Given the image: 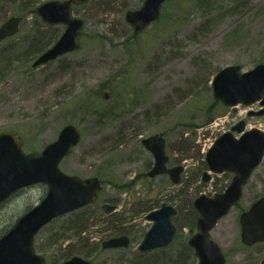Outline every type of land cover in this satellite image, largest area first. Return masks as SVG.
<instances>
[{"label": "rangeland", "instance_id": "obj_1", "mask_svg": "<svg viewBox=\"0 0 264 264\" xmlns=\"http://www.w3.org/2000/svg\"><path fill=\"white\" fill-rule=\"evenodd\" d=\"M46 1L0 0V25L21 17L19 32L0 43V133L18 134L24 153H32L55 141L64 126L73 125L81 140L59 169L83 179L98 177L102 191L84 210L44 226L35 237L37 251L49 262H60L71 251L92 264H196L192 251L184 262L178 260L195 232L197 213H192L190 199L193 207L195 197H212L231 179L224 173L201 181L205 151L240 120L246 129L264 131V115H246L259 110V103L224 107L211 91L216 70L239 65L244 72L264 64V0H168L161 18L135 37L124 15L144 0H88L73 9L84 21L80 49L32 67L52 46L32 56L28 51L35 36L47 43L64 31L62 25H45L32 12ZM191 132L196 136L193 147ZM159 134L166 139L167 166L184 167L178 184L166 175L146 177L153 158L141 140ZM45 193V185L35 184L0 203V236ZM263 195L264 159L250 178V203ZM151 199L157 206L176 207L177 233L170 246L140 256L137 247L151 224L145 220L148 212L133 217L130 212ZM248 200L247 184L241 200L210 232L226 264H259L264 259V242L247 248L240 241L238 218ZM103 204L116 206L114 217L130 238L127 248H101L111 236ZM87 215V232L73 237L68 228ZM64 236L69 249L63 251L60 244L56 249V239Z\"/></svg>", "mask_w": 264, "mask_h": 264}, {"label": "water", "instance_id": "obj_2", "mask_svg": "<svg viewBox=\"0 0 264 264\" xmlns=\"http://www.w3.org/2000/svg\"><path fill=\"white\" fill-rule=\"evenodd\" d=\"M88 0H49L37 6L35 13L46 25L65 27L56 42L42 52L32 67L42 66L60 56L80 49V33L84 21L73 16L72 6L83 5ZM167 0H144L140 8L127 10L125 22L132 28L133 36L157 21L163 3ZM21 17L12 16L0 25V43L17 34ZM214 101L225 107L238 104L250 106L259 102L261 109L249 111L247 116L264 115V64L242 71L239 65L221 68L211 80ZM81 140L80 131L73 125L64 126L55 141L40 152L24 153L22 139L16 133H0V203L20 189L35 184L46 186L45 196L29 211L18 217L13 226L0 236V264H43V257L36 254L34 238L40 229L53 219L81 209L97 200L102 185L98 177L83 179L67 175L59 169L63 158L70 155ZM141 144L153 158V166L147 177L168 175L173 184L180 181L183 166L168 168L169 160L165 140L161 136L143 138ZM264 158V131L257 128L246 130L244 120L235 123L221 134L206 151L204 162L207 171L201 175L209 182L211 174L231 173L232 179L222 193L213 197L199 195L193 200L198 217L196 232L187 245L194 250L196 264H226L221 248L210 239V231L242 197L243 189L254 170ZM114 205L104 204L102 210L110 213ZM177 209L165 203L149 212L145 220L151 223L137 251L141 254L170 246L177 227L173 217ZM240 240L245 246L264 241V196L250 205V210L239 216ZM129 238L119 236L101 243L102 249L127 248ZM61 264H92L80 256H72ZM261 264H264V259Z\"/></svg>", "mask_w": 264, "mask_h": 264}, {"label": "trees", "instance_id": "obj_3", "mask_svg": "<svg viewBox=\"0 0 264 264\" xmlns=\"http://www.w3.org/2000/svg\"><path fill=\"white\" fill-rule=\"evenodd\" d=\"M166 2H168V0L166 1ZM165 2V3H166ZM164 3V4H165ZM75 7H77V6H73L72 7V10L75 8ZM161 18V17H160ZM158 21V20H157ZM157 21H155V22H157ZM154 22V23H155ZM39 36L40 35H37V36H35V38H34V40L31 42V45H30V49H29V54H32V56H34V54L35 53H39L41 50H43V49H45V47H49L51 44H53L57 39L55 38V37H51V39L46 43H43L41 40H40V38H39ZM44 51V50H43ZM220 70V69H219ZM218 70H216V72H217ZM218 114H222L223 115V112H220V113H218ZM219 116H221V115H219ZM210 121V120H209ZM194 133L193 132H191V134H190V137H189V141H190V147H193V143L195 142V135H193ZM186 157V156H185ZM187 158V157H186ZM201 164L203 165V167L205 168V163H204V161L202 160V162H201ZM198 178V173H196V179ZM195 179V178H194ZM193 179V180H194ZM191 182V181H190ZM190 182L188 181V182H186V185L184 186L185 187V191H187L188 190V188H189V186H190ZM182 192H184V188L182 189V191H180V193H182ZM101 193V192H100ZM100 193H99V195H100ZM189 205H190V208H191V211H192V213L194 214L195 212H194V209H193V207H191V199H190V203H189ZM89 206V205H88ZM87 207V206H86ZM86 207H84V208H82L83 210L86 208ZM155 207H157V205H155L154 204V202H153V200L151 199V200H147V201H143L137 208H136V210H132L130 213L132 214V217L133 216H135V215H137V214H141V213H143V212H149V211H151V210H153ZM82 209H80V210H82ZM90 216L91 215H87V216H80L78 219H76L74 222H73V224L68 228L70 231H71V233H72V235H73V237H77V238H79L83 233H86L87 232V227H88V225H87V223H88V221H89V219H90ZM197 217V216H196ZM196 219V218H195ZM122 223V221H120V218H113V220L111 221V223H110V225L111 226H108L109 228H108V230H109V233H111V236H114V235H119V234H123V233H125V231H123L124 229H122L121 227H119V225ZM90 225V224H89ZM122 226V225H121ZM65 240H66V238H65V236L64 237H62L61 238V240H58V239H56V241H55V245H54V247H56V249L58 248V244H60V246L62 247V250L63 251H66V250H68L69 249V247H66V244H64V242H65ZM64 245V246H63ZM189 251H191V249H189V248H186V250L182 253V255L179 257V261H180V263L181 262H184L185 261V257L187 256L186 255V253L188 252V253H190ZM56 252V251H55ZM55 254V253H54ZM75 254L73 253V252H71V251H67V253H64V255H63V258L61 259V260H65V259H68L69 257H71V256H74ZM85 255V254H84ZM140 256H142V255H140ZM57 263V262H56ZM135 264H140V263H135ZM148 264H150L149 262H148Z\"/></svg>", "mask_w": 264, "mask_h": 264}, {"label": "flooded vegetation", "instance_id": "obj_4", "mask_svg": "<svg viewBox=\"0 0 264 264\" xmlns=\"http://www.w3.org/2000/svg\"><path fill=\"white\" fill-rule=\"evenodd\" d=\"M152 136H154V135H152ZM157 136H161L162 138H164V140H165V150H166V139H165L164 134H159V135H157ZM149 137H150V136H149ZM145 150H146V149H145ZM147 152H148V151H147ZM148 153H149V152H148ZM149 154H150V153H149ZM166 154H167V153H166ZM150 155H151V154H150ZM151 156H152V155H151ZM168 157H169V156H168ZM169 160H170V159H169ZM169 160H168V162H169ZM168 162H167V165H168ZM152 166H153V164H152ZM152 166H151V168H152ZM176 166H178V165H176ZM167 167H168V166H167ZM173 167H175V166H173ZM151 168H150V169H151ZM168 168H171V167H168ZM150 169H149V170H150ZM205 169H206V167H205ZM148 172H149V171H148ZM148 172H147V173H148ZM147 173H146V177H147ZM225 173H227V172H225ZM222 174H224V173H222ZM228 174L231 175V179H232V176H233V175H232L231 173H228ZM217 175H220V174H217ZM166 176H168V175H166ZM156 177H157V176H156ZM168 177H169V176H168ZM148 178H149V177H148ZM153 178H155V177H153ZM149 179H152V178H149ZM211 179H212V177L210 178V181H211ZM231 179H230V181H231ZM230 181H229V183H230ZM229 183H228V185H229ZM247 184L249 185V200H248V204H247L246 209H244V210L241 212V214H242L244 211H246V210H250V205L256 200V199H255V200H253V201L250 203V177H249V179H248V181H247ZM247 184H246V185H247ZM228 185H227V186H228ZM227 186H226V187H227ZM224 190H225V189H224ZM224 190H220V189H219V190H215L214 193L212 194V197H213L214 195L218 194V193H222ZM242 195H243V193H242ZM263 196H264V195H263ZM208 197H209V196H208ZM241 198H242V197H241ZM241 198H240V200H241ZM240 200H239V201H240ZM239 201H238V202H239ZM238 202H236V203L234 204V206H235ZM192 203H193V201H192ZM192 206H193V204H192ZM234 206H233V207H234ZM159 207H160V206H157V207H155V208H154L153 210H151V211H154V210L158 209ZM233 207H232V208H233ZM232 208H231V209H232ZM115 209H116V208H115ZM115 209H114L112 212H110V213H106V219H107V220L105 221L106 224H110L111 221L113 220V218H115V217H114ZM193 209H194V207H193ZM231 209H230V210H231ZM194 210H195V209H194ZM230 210H229V211H230ZM195 211H196V210H195ZM229 211H228V213H229ZM149 212H150V211H149ZM196 213H197V212H196ZM228 213H227V214H228ZM227 214H226V215H227ZM241 214H240V215H241ZM226 215H225V216H226ZM240 215H239V216H240ZM225 216H224V217H225ZM222 218H223V217H222ZM222 218H221V219H222ZM196 219H197V217H196ZM196 219H195V222H196ZM238 223H239V218H238ZM239 227H240V225H239ZM213 229H214V228H213ZM213 229H212V230H213ZM212 230H211V231H212ZM211 231H210V232H211ZM194 233H195V232H194ZM192 235H193V234H192ZM192 235H191V236H192ZM119 236H127V235H126L125 233H123V234H119V235L109 236V238H112V237H119ZM191 236H190V237H191ZM127 237H128V236H127ZM109 238H108V239H109ZM128 238H129V237H128ZM210 238H211V237H210ZM211 239H212V238H211ZM212 240H213V239H212ZM187 241H188V240H187ZM213 241H214V240H213ZM129 242H130V238H129ZM256 244H259V243H256ZM256 244H253V245H251V246H250V245H249V246H245V247H247V248H251V247H253V246L256 245ZM188 247H189V246H188ZM34 248H35V252H36V254H38V255H40V256L43 257V264H61L63 261L67 260V259H65V260H61L60 262H57V263H56V262H49L46 254H44L43 252L37 251V249H36V247H35V239H34ZM47 248L50 249L51 247L49 246V247H47ZM115 249H120V248H115ZM189 249H191V251H192L193 254H194V250H193L192 248H190V247H189ZM223 254H224V253H223ZM224 256H225V254H224ZM71 257H72V256H71ZM69 258H70V257H69ZM69 258H68V259H69ZM225 260H226V256H225ZM262 260H263V259H262ZM262 260L259 262V264H261Z\"/></svg>", "mask_w": 264, "mask_h": 264}]
</instances>
